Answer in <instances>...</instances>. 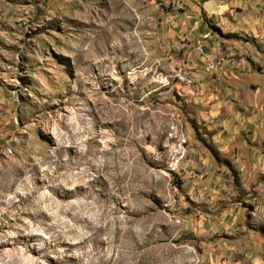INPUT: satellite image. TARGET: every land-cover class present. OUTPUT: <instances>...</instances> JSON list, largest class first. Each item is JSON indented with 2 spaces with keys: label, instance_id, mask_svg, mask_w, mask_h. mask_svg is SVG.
I'll return each instance as SVG.
<instances>
[{
  "label": "rangeland",
  "instance_id": "1",
  "mask_svg": "<svg viewBox=\"0 0 264 264\" xmlns=\"http://www.w3.org/2000/svg\"><path fill=\"white\" fill-rule=\"evenodd\" d=\"M151 3L0 0V264H264V236L186 230Z\"/></svg>",
  "mask_w": 264,
  "mask_h": 264
},
{
  "label": "crops",
  "instance_id": "2",
  "mask_svg": "<svg viewBox=\"0 0 264 264\" xmlns=\"http://www.w3.org/2000/svg\"><path fill=\"white\" fill-rule=\"evenodd\" d=\"M151 1L174 65L195 81L180 85L169 105L189 141L177 173L186 230L204 242L211 235L263 242L264 0ZM210 62L221 65L208 71ZM247 199L252 206L241 204Z\"/></svg>",
  "mask_w": 264,
  "mask_h": 264
},
{
  "label": "built area",
  "instance_id": "3",
  "mask_svg": "<svg viewBox=\"0 0 264 264\" xmlns=\"http://www.w3.org/2000/svg\"><path fill=\"white\" fill-rule=\"evenodd\" d=\"M193 31V30H192ZM211 33H207L203 36V40L208 39ZM198 49L203 53V42H198ZM221 63L210 62L207 70L215 71L220 67ZM176 77L186 86L193 87L195 84L189 71L180 67L176 71ZM188 137L184 131V125L182 120L176 115H172V121L168 127L166 133V153L168 158V171L172 173H178L182 164L188 157Z\"/></svg>",
  "mask_w": 264,
  "mask_h": 264
}]
</instances>
